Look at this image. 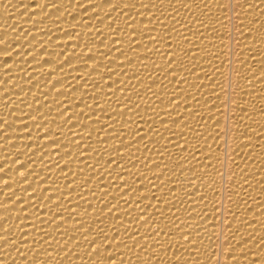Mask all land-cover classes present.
<instances>
[{"label":"bare ground","instance_id":"1","mask_svg":"<svg viewBox=\"0 0 264 264\" xmlns=\"http://www.w3.org/2000/svg\"><path fill=\"white\" fill-rule=\"evenodd\" d=\"M0 264H264V0H0Z\"/></svg>","mask_w":264,"mask_h":264}]
</instances>
